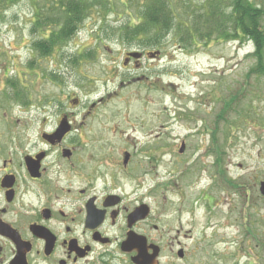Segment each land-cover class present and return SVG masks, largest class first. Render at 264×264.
I'll list each match as a JSON object with an SVG mask.
<instances>
[{
  "label": "rangeland",
  "instance_id": "obj_1",
  "mask_svg": "<svg viewBox=\"0 0 264 264\" xmlns=\"http://www.w3.org/2000/svg\"><path fill=\"white\" fill-rule=\"evenodd\" d=\"M148 1L100 0L79 32L53 40L48 55L34 43L53 34L32 31L39 8L52 15L47 1L0 6V129L8 125L28 138L29 151L45 150L37 133L67 118L66 145L81 161L68 172L60 148L53 149L44 183L23 177L20 195L113 191L184 199L192 241L206 239V264H264V71L256 46L249 38L182 35L188 26L207 33L198 21L206 0H157L171 4L168 33L115 30L138 22ZM251 1L264 8V0ZM130 51L158 54L126 67ZM10 79L23 93L16 101ZM123 150L132 153L131 163Z\"/></svg>",
  "mask_w": 264,
  "mask_h": 264
},
{
  "label": "flooded vegetation",
  "instance_id": "obj_2",
  "mask_svg": "<svg viewBox=\"0 0 264 264\" xmlns=\"http://www.w3.org/2000/svg\"><path fill=\"white\" fill-rule=\"evenodd\" d=\"M127 61V66L137 64L133 57ZM56 130L37 133L50 149L29 151L28 138L20 139L8 125L0 129V264H206V239L198 235L192 241V218L184 199L113 191L20 195L23 177L44 183L53 149L60 148L68 172L81 162L76 148L66 145L72 128L60 142L48 137ZM127 152L123 150L125 156ZM128 153L131 163L133 155ZM74 179L69 176L71 186ZM72 191L69 188L68 194ZM79 192L86 194L87 189Z\"/></svg>",
  "mask_w": 264,
  "mask_h": 264
},
{
  "label": "trees",
  "instance_id": "obj_3",
  "mask_svg": "<svg viewBox=\"0 0 264 264\" xmlns=\"http://www.w3.org/2000/svg\"><path fill=\"white\" fill-rule=\"evenodd\" d=\"M14 1L16 0H0V6L12 4ZM46 1L45 6L53 12L52 15H48L49 13L39 8L32 28L34 33L41 30L42 33H45L50 30V33L53 34L52 39H42L34 43V47L41 55L52 53L53 40L66 38L77 33L89 17L90 10L100 3V0ZM201 7V12L204 13H199L198 21L201 22L202 28L207 30V33H198L202 29L197 28L194 29L195 33L188 26L186 33H182V35L188 34L193 40H211L213 38L224 40L229 38L242 41L249 38L256 46L253 55L258 60L257 66L259 70L264 71V31L262 29L264 8L251 0H206L205 3L201 4ZM174 17L171 4H160L159 1L157 3V0H149L145 9L140 12V17H134L138 22L132 24L128 22V24L121 25L115 30L120 33H135V35L168 33L173 27L171 24H174ZM151 45L154 44L151 43ZM29 66L32 69L35 68L33 64ZM9 82L15 89L12 99L16 101V96L23 95L22 90L18 88L16 80L10 79ZM24 101L27 100L24 99Z\"/></svg>",
  "mask_w": 264,
  "mask_h": 264
},
{
  "label": "water",
  "instance_id": "obj_4",
  "mask_svg": "<svg viewBox=\"0 0 264 264\" xmlns=\"http://www.w3.org/2000/svg\"><path fill=\"white\" fill-rule=\"evenodd\" d=\"M156 54L157 53H152L150 55L151 56H155ZM142 55L143 54L141 52H138V51L137 52L128 53L129 57H134V58H137V59L141 58ZM125 64H127V60L125 61ZM76 102H78V101H76ZM70 129H71V125L69 124L67 118H63V120L61 121L57 131L54 132L53 134L48 135V137H50L53 140L61 141L62 138L70 131ZM184 150H185V143L182 144V147H181L180 151L184 152ZM128 159H129V154L126 155V159L125 160L128 161ZM36 169L37 168H35V167L31 168V170L33 172H35ZM260 192H261L262 195H264V181H262L260 183Z\"/></svg>",
  "mask_w": 264,
  "mask_h": 264
},
{
  "label": "bare ground",
  "instance_id": "obj_5",
  "mask_svg": "<svg viewBox=\"0 0 264 264\" xmlns=\"http://www.w3.org/2000/svg\"><path fill=\"white\" fill-rule=\"evenodd\" d=\"M79 30H80V29H79ZM79 30H78V32H79ZM78 32H77V33H78Z\"/></svg>",
  "mask_w": 264,
  "mask_h": 264
}]
</instances>
